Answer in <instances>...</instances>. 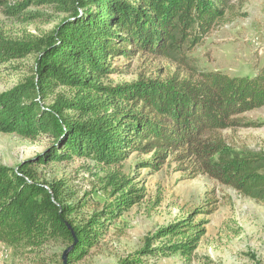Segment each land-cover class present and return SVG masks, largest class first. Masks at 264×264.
I'll return each instance as SVG.
<instances>
[{"label": "trees", "instance_id": "1", "mask_svg": "<svg viewBox=\"0 0 264 264\" xmlns=\"http://www.w3.org/2000/svg\"><path fill=\"white\" fill-rule=\"evenodd\" d=\"M9 1L0 4L14 16L31 5L52 6L64 16L36 41L0 36V65L33 52L36 61L31 80L0 93V132L51 140L46 152L16 167L0 165V244L38 250L61 243L71 264L85 258L113 222L140 202L141 195L124 186L128 178L116 176L110 181L119 193L115 201L85 224L73 223L74 206L64 203L68 190L40 172L53 161L86 159L111 167L133 154L150 155L142 166L160 170L175 163L188 179L207 176L264 201V157L235 155L222 134L239 125L240 115L264 106V68L253 76L196 72L188 56L228 14L233 0H18L13 6ZM117 57L165 60L175 68L168 64L167 71L141 74L130 84H106L108 75L119 73L113 66ZM58 87L78 94L58 95L46 104L44 97ZM204 234L187 219L162 226L133 258L118 264H144L152 256L190 258Z\"/></svg>", "mask_w": 264, "mask_h": 264}, {"label": "rangeland", "instance_id": "2", "mask_svg": "<svg viewBox=\"0 0 264 264\" xmlns=\"http://www.w3.org/2000/svg\"><path fill=\"white\" fill-rule=\"evenodd\" d=\"M18 0H10L15 5ZM0 4V36L18 41L38 40L48 34L64 14L52 6L31 5L23 13L11 15ZM196 72H221L230 76H253L264 68V0H233L228 14L188 53ZM35 54L0 65V93L24 84L34 76ZM113 66L119 73L110 74L106 84H130L141 74L154 76L168 70L171 62H142L138 57H117ZM183 73L186 67L179 65ZM77 89L58 87L44 97L53 104L58 95L77 96ZM76 114V111H68ZM239 125L222 131L229 151L264 157V106L238 117ZM51 140H30L16 134L0 132V165L16 167L22 161L44 153ZM150 155L133 154L117 166L97 165L92 160L53 161L40 168L48 182H62L70 196L66 205H73L69 220L85 224L96 212L119 196L110 181L113 177L128 178L140 202L124 211L113 222L100 243L83 259L71 264H118L133 258L144 248L146 240L162 226L184 219L205 229V234L190 258L177 254L171 257H150L144 264H264V201H258L222 186L207 176L188 179L175 163H166L152 170ZM114 192V193H113ZM216 200L214 205L210 200ZM211 214L199 212L210 210ZM179 240V239H176ZM67 246L51 243L42 249L24 250L0 244V264H66ZM148 262V263H147Z\"/></svg>", "mask_w": 264, "mask_h": 264}, {"label": "water", "instance_id": "3", "mask_svg": "<svg viewBox=\"0 0 264 264\" xmlns=\"http://www.w3.org/2000/svg\"><path fill=\"white\" fill-rule=\"evenodd\" d=\"M68 253H69V249L66 252H64V255H63L64 263H66V258L68 256Z\"/></svg>", "mask_w": 264, "mask_h": 264}]
</instances>
